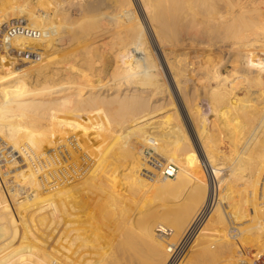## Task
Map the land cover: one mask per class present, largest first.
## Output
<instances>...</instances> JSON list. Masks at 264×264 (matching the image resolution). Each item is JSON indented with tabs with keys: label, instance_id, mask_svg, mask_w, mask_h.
<instances>
[{
	"label": "bare ground",
	"instance_id": "obj_1",
	"mask_svg": "<svg viewBox=\"0 0 264 264\" xmlns=\"http://www.w3.org/2000/svg\"><path fill=\"white\" fill-rule=\"evenodd\" d=\"M12 2H0V264H172L168 253L176 240L165 246L156 228L165 230L164 225H168L175 232L174 238L181 237L206 204L214 202L224 171L238 192L237 188L227 192L221 205L212 206L211 216L198 234L204 237L203 232L210 240L206 242H214L215 249H221L226 257L222 260L229 261L226 264L248 263L240 257L245 255L244 247L260 248V252L253 250L248 264H264L263 0H225L229 13L200 12L206 15V53L215 57L211 49L221 46L214 41L215 36L218 39L222 33L226 37L232 33L235 38L229 41L234 60L227 63L228 68L220 61L206 60V98H202L208 106L206 112L183 98V78L189 80L190 71L188 61L179 56L184 53L173 62V51L162 47V36L173 40L170 31L181 19L175 13L169 20L180 18L179 24L173 19L172 26L165 21L173 6L162 11L159 3L166 4L167 0L139 2L177 94L162 78V70L138 26L133 0ZM48 8L54 17L39 11ZM190 10L189 18L196 15V10ZM192 17L190 23L196 20ZM240 26L241 31L250 26L259 34L253 31L252 37L247 34L244 38ZM99 32L112 35L111 44L117 49L112 51L113 70L103 74L108 78L105 84L98 82L106 68L108 48L96 41ZM72 41L77 42L78 49L73 52V46L71 60L64 59L63 65L52 62L54 57L49 58L51 63L43 61L45 49L62 54ZM29 59L37 63L22 65ZM76 61L79 68L74 67ZM178 94L193 126L192 135L189 126H184L189 121L184 122L182 105L178 108L174 102ZM107 103L131 110L132 123L94 138L96 122L88 111L95 113L94 109ZM131 133L143 140L155 137L153 157L163 166H177L174 176L163 177L138 147L121 141ZM165 145L171 148L161 154ZM196 150L209 162L208 174ZM90 160L97 166L86 170L88 192H75L76 186L80 188L75 181ZM212 182L219 183L218 190H211ZM86 192L99 194L98 207L90 203V194L85 199ZM155 202H161L162 210L146 212ZM235 230L238 233L234 236ZM237 236L239 242L234 240ZM204 242L202 250L208 244ZM210 245L209 249H214Z\"/></svg>",
	"mask_w": 264,
	"mask_h": 264
},
{
	"label": "rangeland",
	"instance_id": "obj_2",
	"mask_svg": "<svg viewBox=\"0 0 264 264\" xmlns=\"http://www.w3.org/2000/svg\"><path fill=\"white\" fill-rule=\"evenodd\" d=\"M1 1H3V0H1ZM0 1V2H1ZM12 3H14L15 2V0H10ZM134 1V10H135V12H137L136 14H137V16H138V22H139V24H138V26L139 27H141V29H142V31H143V34H144V36H145V38H146V42H148V44H149V46H150V49H151V53L153 54V55H155V58H156V60H157V62H158V64H159V66H160V68H161V75H162V78L167 82V84L169 85L170 84V87L172 88V89H174L173 90V93L175 94H177V90H176V88H173L175 85H174V83L173 82H171V81H173L172 79V74L170 73V71L167 69V65H165V61H164V57H163V55H161L162 54V52H161V49H159L158 48V46H157V44H156V42H155V40H154V36H153V34H152V31L150 30V26H148V24H147V22L145 23V19H144V17H143V13H142V11H141V4H140V2H139V0H133ZM138 1V2H137ZM164 1H166V0H164ZM169 1V2H168ZM173 1L174 0H167V3L165 4V2H163L164 4H162V3H159V5H160V8H159V10L161 9L162 11H163V9L165 10L166 8H167V11L169 10L168 8L170 7V6H173V9H172V7H171V9L169 10V12H168V19H167V17H165L166 19H165V21H167V20H169L170 18H169V16H176V14L181 18H179L180 19V21H179V19L177 18V20L176 19H173L172 17H171V21L172 22H174L175 20V22L177 23L178 21L180 22V25H176V27H175V25H173L174 27V29H176V30H178L179 29V31H177V32H175V33H177V35H175L174 36V31H176V30H173V28L171 29L172 31H170V30H168V33H169V31L171 32V39L172 38H174V39H177V40H179V42L178 41H175L174 39L173 40H170V36L169 35H165L164 37H166V36H168L169 37V39L168 38H164L163 36H162V38H161V40H163L164 41V43L162 42V47L163 48H169L170 47V49H167V52H169V53H171L172 51H173V55H171L172 57H174V58H172V61L173 62H178L179 61V58L180 57H182V58H184L186 61L185 62H187L188 63V65H189V67H190V71H189V73H188V79L189 80H187V81H185V78H183V82H182V84H184V88H183V94L185 95H183V98L184 99H188V104H190V105H192L191 103H193L194 105L195 104H197V105H200L201 106V108L203 107V110H205V112H206V109H207V105H206V100L205 99H202V98H206V94H205V92H206V60L207 61H213V60H217V61H220V63H222V65H223V67H227L228 68V65L229 64H227V63H230L231 64V62L234 60V57H232V53L230 52V47H229V41H231V39H235L233 36H231V35H234V34H232V33H227V37H226V35H225V33H222L225 37H226V39H225V37L222 35V34H217V35H219L218 36V39L216 38V34H214L213 36H215L214 37V41L215 42H217V41H219L220 43H221V46L220 47H218V48H214V49H211L212 50V52H214V53H216V55H215V57H213L212 55H209V53H206V32H204V31H206V21H204V20H206V15H208V14H214V13H223V12H227V13H229V11H228V9L230 8L228 5H227V2H225V0H222L223 2H219V1H221V0H215V1H212L211 2V0H206V2H202V1H200V0H198V1H193V0H175V3H177V2H180V3H177V4H175V3H173ZM199 1H200V5H199ZM219 3H218V2ZM160 2V1H159ZM162 2V1H161ZM171 2V3H170ZM183 2V3H182ZM192 2H193V4H192ZM195 2H196V4H195ZM211 2V3H210ZM139 3V4H138ZM170 3V4H169ZM174 5H176V6H174ZM216 3H218L219 5H217ZM221 3H223V4H221ZM179 4V6L177 7V5ZM190 4H191V6H190ZM203 4V5H202ZM204 4H205V6H204ZM263 4V5H262ZM261 4V7L263 8V10H264V0H263V3ZM193 5V6H192ZM197 5L198 6H201V8L199 7L198 9L200 10H198V9H191V7L193 8V7H195L196 6V8H197ZM211 5V6H210ZM226 7H225V6ZM161 6H162V8H161ZM188 6V8H189V10L191 11V13L193 12V13H195V10H196V15H197V13L199 14L200 12L201 13H205L206 12V15H202L201 13V15H197V18H196V15H193V14H191L190 15V18L192 17V15L194 16V17H192V20L193 19H195L196 18V20H193L194 22L193 23H190L191 22V20H188V19H190L189 18V12L187 13V11H189V10H187L186 9V7ZM207 6V7H206ZM217 6V7H216ZM41 7V6H40ZM40 7H39V9H40ZM52 8V7H51ZM204 8V9H203ZM209 8V9H208ZM218 8V9H217ZM224 10H223V9ZM228 8V9H227ZM42 9V8H41ZM50 8H48V9H43V10H39L40 11V13H42L43 15H46V14H49V16L51 17L52 15V17H54V14H52V9H51V11L49 10ZM216 9V10H215ZM221 9V10H220ZM45 10H48V11H45ZM179 10V11H178ZM193 10V11H192ZM205 10V11H204ZM220 10V11H219ZM226 10V11H225ZM43 11V12H42ZM167 11H165V13H167ZM178 11V12H177ZM180 11H182V12H180ZM185 11V12H184ZM204 11V12H203ZM208 11H209V13H208ZM211 11H214V12H211ZM223 11V12H222ZM173 12V13H172ZM158 13H161V11H159ZM163 13V15H164V12H162ZM162 13H161V15H162ZM173 15H172V14ZM176 13V14H175ZM181 13H182V15H181ZM246 13H250V12H246ZM108 13H104L103 14V16H106ZM180 14V15H179ZM166 15V14H165ZM166 15V16H167ZM210 16V15H209ZM78 16H76L75 18H77ZM175 18V17H174ZM185 18H187V20L188 21H184L183 22V20L185 19ZM174 21H173V20ZM170 21V20H169ZM170 21V22H171ZM170 22H168V24L170 25ZM171 22V26H172V23ZM179 22H178V24H179ZM175 23V24H176ZM189 23H190V25H189ZM77 24V26H78V24H79V22L78 23H76ZM166 25V23H165V26L167 27L168 26V28L170 27L169 25ZM189 26H187V25ZM73 25H75V24H73ZM107 25V24H106ZM76 26V25H75ZM75 27V28H78V27ZM180 26V27H179ZM111 27V26H110ZM179 27V28H178ZM241 27H243V26H240L239 27V29L241 28ZM186 28V29H185ZM238 28V27H237ZM234 29V30H239V29ZM101 29V28H100ZM243 28H241L240 29V31L242 30ZM247 29L249 30V31H251V32H248L247 31ZM149 30L151 31V32H149ZM186 30V31H185ZM188 30H190V31H188ZM256 29H254L253 27H248L247 28V26H246V29L244 28V30L243 31H239V33L241 34V35H243L242 37H244V36H248V35H250V33H251V35H252V33H254V32H256L255 31ZM180 31H182V32H180ZM203 31V32H202ZM254 31V32H253ZM103 32H105V30L103 31ZM102 32V33H103ZM185 32V33H184ZM248 32V33H247ZM246 35H245V34ZM231 34V35H230ZM248 34V35H247ZM255 34H259V32L257 33H255ZM255 34H253V35H255ZM99 35H100V39H98V40H96L97 42H99V44L101 43L102 45L104 44V46H106L108 49H107V55H106V57L108 58H105V62H104V65H103V69L105 70L103 73H102V75L101 76H103V78L102 79H100V82H98V83H100V84H105L106 82H107V77H105L104 78V76L107 74V72H109V71H111V70H113V65H112V62H113V59H111L112 57H113V54H114V52H112V51H114V50H117V49H114V47L112 46V44H111V41H113V39H112V35H110V34H105V35H103V34H100V32H99ZM101 35H103V36H101ZM231 36L230 38H229V36ZM240 35V36H241ZM250 35V37H252ZM176 36H178V38H176ZM223 38H222V37ZM153 37V38H152ZM192 37H194V38H192ZM220 37V38H219ZM189 38L191 39V40H189ZM227 38H229V39H227ZM245 38V37H244ZM112 39V40H111ZM181 39V40H180ZM200 39V40H199ZM142 40V43H145V41L143 40V38L141 39ZM154 40V41H153ZM189 40V41H188ZM108 41H109V43H108ZM184 41V42H183ZM193 41V42H192ZM201 42V43H200ZM228 42V43H227ZM185 43V44H184ZM220 43H218L219 45H220ZM223 43V44H222ZM77 44V42H75V41H72V42H70V43H68L66 46H64L65 47V50L63 51V53L62 54H58V53H52L51 51H49V50H47V49H45L46 51L44 52L45 54H43V56H45L44 58H43V61L45 62V60L47 61V60H49V61H47V63L48 62H50L51 63V61L52 62H61V63H58V64H60V65H63V63L64 62H66V61H68V59L69 60H71V56L73 55V53H72V51L75 49V47L77 46L76 45ZM107 44H110V45H108L107 46ZM184 44V45H183ZM187 44V45H186ZM71 45V46H70ZM75 45V47H73ZM172 45V46H171ZM186 46H188V47H186ZM69 47V48H68ZM73 47V48H72ZM78 47V46H77ZM76 47V51H73V52H77V48ZM112 47H113V49H112ZM72 50H71V49ZM205 48V49H204ZM213 48V47H212ZM258 48H260V46H258ZM71 50V51H70ZM48 51V52H47ZM51 54H50V53ZM67 52H71V53H67V55H66V53ZM112 52V53H111ZM74 53V54H75ZM160 53V54H159ZM181 53H184V55L183 56H181V55H179V54H181ZM49 54V55H48ZM55 54V56H53ZM58 55V56H57ZM60 55V56H59ZM64 55V56H63ZM70 55V56H69ZM178 55L180 56V57H178ZM207 55V56H206ZM230 55V56H229ZM57 56V57H56ZM161 56V57H160ZM203 56V57H202ZM212 56V57H211ZM54 57V58H53ZM58 57H60V58H58ZM63 57V58H62ZM67 57V58H66ZM69 57V58H68ZM216 57H217V59H216ZM48 58V59H47ZM49 58H53L51 61H50V59ZM57 58V59H56ZM55 59V60H54ZM64 59H67V60H65L64 61ZM189 59V60H188ZM231 59V60H230ZM54 60V61H53ZM57 60V61H56ZM61 60V61H60ZM176 60V61H175ZM64 61V62H63ZM107 61V62H106ZM163 61V62H162ZM225 61V62H224ZM29 62H32V64L31 63H29ZM29 62H26L25 64H22V65H24V66H31V65H33V64H36L37 63V61L36 60H32V59H29ZM77 62V61H76ZM224 63H226V64H224ZM65 64V63H64ZM175 65H176V63H174ZM192 64V65H191ZM21 65V66H22ZM77 66V68H79V62H77V63H74V67H76ZM226 65V66H225ZM19 66V65H18ZM194 68V69H193ZM226 68V71L228 70L229 71V69H227ZM231 69V68H230ZM107 70V71H106ZM168 71V72H167ZM195 71V72H194ZM197 71V72H196ZM204 73H203V72ZM198 75H200V76H198ZM200 73V74H199ZM103 74H105V75H103ZM204 74H205V76H204ZM171 76V77H170ZM200 77V78H199ZM193 78V79H192ZM196 78H199L198 80L196 79ZM170 79V80H169ZM190 79H191V82H190ZM200 80V81H199ZM196 82V83H195ZM200 83V84H199ZM97 84V83H96ZM185 84H187V85H185ZM199 84V85H198ZM196 88V89H195ZM176 91V92H175ZM185 92V93H184ZM197 92H199L198 94H197ZM187 95V96H186ZM192 95H193V97H192ZM199 95V96H198ZM205 95V96H204ZM199 98V100H198V98ZM173 98H174V96H173ZM179 100V101H178ZM178 100H176L175 98H174V102H178V108H179V106L180 105H182V108H180L181 109V113H183L182 114V116H183V119L184 120H186V121H184V122H188L187 124L188 125H186L185 123V125L184 126H189V127H187V130H189L188 132H190L191 133V135L193 134V126L191 125V122H190V120H189V118L187 117V111L185 110V107H183V104H182V99L179 97V94H178ZM190 100V101H189ZM197 100V101H196ZM201 100H204V101H201ZM180 102V103H179ZM190 102V103H189ZM202 104H201V103ZM203 102H205V103H203ZM104 105V106H103ZM101 104L100 105V107H98V108H96V110L94 109V112L95 113H93L92 111H88V116L90 115V116H92L93 117V119L95 120V122H96V126H95V136H94V138H96L98 135H100V134H102V133H106V134H108L106 131H108L109 129L111 130V128H113V129H115V130H120L121 129V126H122V124H124V123H126V124H130V123H132V119H133V113H132V111L131 110H128L127 108H123V109H121V108H117L116 106L117 105H115L114 103L113 104ZM105 105H106V107H105ZM111 105V106H110ZM204 105V106H203ZM206 105V106H205ZM103 107H105V108H103ZM112 107H113V109H112ZM181 107V106H180ZM111 108V109H110ZM115 108H117V109H115ZM102 109V110H101ZM97 110H99V111H97ZM183 111V112H182ZM204 111H202L201 112V114H204L205 113ZM93 113V114H92ZM90 118V117H89ZM101 125H104V128H103V126H101ZM191 126V127H190ZM185 127V128H186ZM191 128H192V130H191ZM99 129H102V131H100ZM160 129V128H159ZM158 129V130H159ZM161 130V132H164V133H166V131L164 130V129H160ZM194 138H195V136H193ZM192 137V138H193ZM165 138H166V136H165ZM167 140L169 139V138H166ZM195 140V139H194ZM121 141H123V142H127V144L129 145V147L131 146H136V147H138L142 152H143V154H144V157H146L147 158V160H148V158L149 157H151L150 155H149V153H151L152 154V156H153V153H154V149L153 148H155L154 146V143H155V137H150V139L149 140H143V139H138L137 138V136L135 135V133L134 134H128L123 140H121ZM196 142H197V140H195ZM125 143L123 144V146H125ZM63 148L65 147V146H62ZM66 148V147H65ZM64 148V149H65ZM171 148V145H165L164 146V148L162 149V153L161 154H163V153H165L168 149H170ZM66 150V149H65ZM159 153V152H158ZM196 155H197V157L199 158V160L201 159V161H200V163L202 164V160H203V164H205L206 165V167L208 168V171H209V169L211 170V167H210V165H208V163L206 162V158H205V156L202 158V156H201V154H200V152L198 151V150H196ZM159 160H162V159H160L159 158ZM164 161V160H163ZM92 163V164H91ZM153 163H155V162H153ZM89 164V167H87V166H85V167H87L86 169H85V167L83 168V171H84V169H85V171L83 172V173H81L82 175H80V179L78 178L76 181H75V184L77 183L79 186L78 187H80V188H77V186H76V190H75V192H78V190H80V191H82V192H85L84 190H86V188H89L88 186L85 188V181H86V178L88 179V171H86V170H89V168L90 167H95V166H97L96 164V162L94 161V162H92L91 160H90V163H88ZM152 164V163H151ZM157 164H159V166H163V164H161V163H157ZM203 164H202V166H203ZM88 174V175H87ZM207 174V173H206ZM227 175H228V179H227ZM143 177H145L144 175H142ZM222 177H221V179L222 180H224L223 182H222V185H220V190L222 189V191L220 192V190H218V188H219V183H217L216 184V182H212V184H211V186H210V188H211V190H218V191H216V193H217V195H216V198H215V196H214V202L211 204L210 203V205H208L207 206V204H206V209H208V212H207V214H206V217H204L205 218V220L203 219L201 222H200V224H199V226L200 227H198V229L199 230H197L196 231V233L194 234V236L192 237V239H191V241L188 243V245L183 249V251L181 252V253H178L177 255H173L172 253H168L169 254V256H171L170 258H172L173 260V263L172 264H209V263H211V264H226V262L228 261V260H225L226 259V257H224V255H223V252L221 251V249H215V247L217 246V245H214V242H206V239L207 240H209V237L208 238H205L206 237V235H203L204 233L202 232V236H204V237H201L200 235H201V233H200V235L198 234L199 232H201V230H202V227H205V222L207 221V219H208V217H210L211 215H210V212H209V210L211 211V209H212V206H214L215 204L217 205L219 202V204L221 205L222 203H223V195H224V197H227V195H228V193L227 192H231V190H234V189H236L234 186H233V184L231 185L230 184V180L232 179V177L227 173V171H224V173L221 175ZM226 177V178H225ZM230 177H231V179H230ZM225 178V179H224ZM207 179V178H206ZM82 180V181H81ZM226 180V181H225ZM228 181H229V183H228ZM79 182V183H78ZM208 182V181H207ZM210 182H211V180H210ZM224 182H226V183H224ZM85 184V185H84ZM224 184V185H223ZM229 185V186H228ZM72 186H74V185H72ZM233 186V187H232ZM216 187H217V189H216ZM85 188V189H84ZM240 189V188H239ZM237 190V192H238V188L236 189ZM87 192H88V190H86ZM85 193L84 194V196H85V199H88L89 198V194H90V203L92 204V206H94L95 208L96 207H98V205H99V200H98V198L100 197V196H98L99 194L98 193H94L95 195H93L92 196V194L89 192V194L88 193ZM218 192H220V194L218 193ZM88 194V195H87ZM227 194V195H226ZM220 195V196H219ZM217 201V202H216ZM222 202V203H221ZM155 204V205H154ZM153 205H152V207L151 208H147L148 210L146 211V212H150L151 210H162V204H161V202H155ZM160 208V209H159ZM146 212H145V214H146ZM210 215V216H209ZM249 218H250V216H248ZM157 225V224H156ZM202 225V226H201ZM157 227V226H156ZM164 227H165V229H167V231H168V233H169V235H162V234H160V233H158L157 232V228H156V234L158 235V236H160V237H162V240H164L165 242H164V244H165V246H168V245H171V243L172 242H174L175 240H176V244H178L181 240H182V237L185 235V233L184 234H182L181 235V237H178V238H174V233H172V228L170 227V226H166V225H164ZM171 230V231H170ZM236 233V234H235ZM237 233H238V231L236 232V230L235 231H233L232 232V234L235 236V235H237ZM197 234V235H196ZM208 236H211V235H209V234H207ZM174 238V239H173ZM201 238H203V240L201 239ZM240 237H236V239H234L236 242H239L240 241V239H239ZM205 239V240H204ZM198 241H200L199 242V244L198 243H196V242H198ZM202 241V242H201ZM203 241H205L206 242V244H207V248L209 249V245L210 244H212V245H210V248H214V249H207L206 247H205V249L206 250H208L209 251V255H208V252H206L205 251V249L204 250H202L201 249V246L203 245ZM210 241V240H209ZM205 242H204V244H205ZM167 243H169L168 245H167ZM205 244V245H206ZM201 245V246H200ZM215 246V247H214ZM197 248H200V249H197ZM244 250H245V252H244V254L245 255H243V256H240V257H243V259H245L246 261H248V263L251 261V257H252V254H253V250H255V249H248V248H243ZM257 249V248H256ZM203 252H205V253H203ZM214 250L216 251V250H219L220 252H222V254L219 252V251H216V252H214ZM201 251V252H200ZM256 252H260V248H258V250H255ZM214 254V253H217V254H214L213 256H212V253ZM200 253V254H199ZM201 253H203V254H201ZM197 254V255H196ZM206 254V255H205ZM199 255V256H198ZM213 257L212 259H211V256ZM216 255V256H215ZM176 258H175V257ZM205 256V257H204ZM222 256L225 258L224 260H222L223 258H222ZM246 256V257H245ZM247 256H248V259H247ZM202 257V258H201ZM210 257V258H209ZM215 257V258H214ZM216 257H219V259H220V257H221V261L220 260H218V258L216 259ZM209 258V259H208ZM189 259V260H188ZM208 259V260H207ZM211 259V260H210ZM242 259V258H241ZM188 260V261H187ZM206 260V261H205ZM187 261V262H186ZM213 261V262H212ZM197 262V263H196ZM207 262V263H206ZM224 262V263H223ZM229 262V261H228ZM227 262V263H228ZM245 263V262H244ZM247 263V262H246ZM247 263V264H248Z\"/></svg>",
	"mask_w": 264,
	"mask_h": 264
},
{
	"label": "built area",
	"instance_id": "obj_3",
	"mask_svg": "<svg viewBox=\"0 0 264 264\" xmlns=\"http://www.w3.org/2000/svg\"><path fill=\"white\" fill-rule=\"evenodd\" d=\"M28 31H30V30L27 29V32ZM39 34H40V31H38V36H39ZM34 59H32V60H34ZM149 155L151 156L148 158L150 160L149 164L152 163L153 168L155 170H157L159 172V174H161L163 177H172L177 172V170H178L177 166H175L173 164H169V165L166 164L164 166H159V164H157L158 163L157 159H155L151 153H149ZM153 162H155V163H153ZM203 166H204L205 172L208 174V168L206 167L205 164ZM148 175L151 177L154 176L153 174H148ZM205 212H206V206L203 208L201 214L196 217L195 221L193 222L192 227H190L186 231L182 240L178 244H175L174 246L170 247L172 249L170 251V253H172L173 255H177L178 253H181L183 251V249L188 245V243L191 241L192 237L196 233L200 222L203 220L202 217H203V214H205ZM157 232L162 234V235H166V236L169 235L167 229L162 230L161 228L158 227ZM242 264H247V263H242Z\"/></svg>",
	"mask_w": 264,
	"mask_h": 264
}]
</instances>
